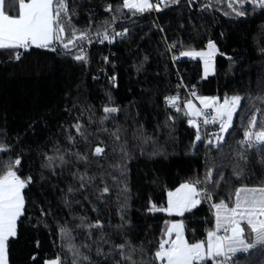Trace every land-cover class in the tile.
<instances>
[{
	"label": "trees",
	"instance_id": "trees-1",
	"mask_svg": "<svg viewBox=\"0 0 264 264\" xmlns=\"http://www.w3.org/2000/svg\"><path fill=\"white\" fill-rule=\"evenodd\" d=\"M65 3L62 40L0 49V177L13 170L31 178L17 234L8 240V264H161L155 253L171 220L182 221L189 243L206 242L209 197L232 207L237 189L264 187V146L241 142L253 114L258 127L264 119V7L250 0H157L159 10L139 12L124 0ZM6 10L16 14L18 0H6ZM121 27L127 34L110 45L79 50ZM210 41L218 53L205 75L202 57L183 53L203 52ZM186 90L194 100L241 97L223 140L215 138L217 121L205 144L197 122H189ZM171 97H178L175 105ZM97 147L104 150L99 155ZM183 183L196 186L200 204L183 215L161 210ZM233 258L232 264H264V244Z\"/></svg>",
	"mask_w": 264,
	"mask_h": 264
},
{
	"label": "snow or ice",
	"instance_id": "snow-or-ice-1",
	"mask_svg": "<svg viewBox=\"0 0 264 264\" xmlns=\"http://www.w3.org/2000/svg\"><path fill=\"white\" fill-rule=\"evenodd\" d=\"M243 4L246 0H237ZM253 4L264 7V0H250ZM125 8L136 9L144 12L158 5H152L149 0H124ZM231 7V4L229 5ZM68 6L65 0H18V15L13 16L6 10V0H0V49H29L31 46L47 48L53 40H62L64 27L60 23L62 14H67ZM243 16L244 12L237 13ZM116 35H123L117 33ZM75 39H84V34L79 38L69 40L64 47L75 46ZM104 39H108L107 35ZM208 47L214 49L215 45L209 42ZM21 53L16 52L15 59H20ZM183 55L208 56L209 53H183ZM76 60H85L84 55H78ZM208 71V61L205 60V74ZM195 95V93H193ZM202 108H196L191 101L186 107L189 114L193 117L204 115V110L213 108L216 115L211 122L220 120L221 132H226L231 125L233 115L241 103V97L233 96L223 99L219 102L215 97H199ZM178 97L168 98V103L175 105ZM116 108H105V112H116ZM195 125L196 121H189ZM210 121L204 120L207 124ZM255 116L251 118L249 124L251 128L257 126ZM261 123V130L253 133L251 130L245 132V138L249 146H264V121ZM79 131L80 126L76 125ZM197 140L201 137L199 133ZM217 140H223V136H218ZM211 143V142H209ZM2 147V146H0ZM104 150L100 147L95 149V154L99 155ZM52 158L49 157V160ZM62 159V158H61ZM16 165L20 160L15 161ZM211 173H209V177ZM31 178L23 179L17 175L16 171L9 170L6 175L0 177V264H8V240L17 234V221L24 211L25 196L24 189L30 183ZM108 191L107 188L104 189ZM196 186L190 183H183L174 192L168 193V207L161 209L169 213L176 212L183 215L185 211H190L200 204L197 199L200 196ZM236 200L234 207L229 208L227 204L221 201L214 204L216 209L215 221L216 228L223 229L224 236L217 235V232L207 233V241L189 243L184 236V225L182 222L172 223L165 233L167 239L159 242L155 257L166 264H194L195 261L204 262L205 260H214L217 257H225L226 261L235 255L238 251H247L253 247L252 244L245 242V227L250 229L255 235L256 244H264V187L240 188L235 193ZM211 198V197H209ZM99 224L97 223V225ZM63 231V230H62ZM173 235L175 238H173ZM206 244V246H205ZM121 250L124 245L118 246ZM130 259V257H125ZM47 264H60L58 260L47 262Z\"/></svg>",
	"mask_w": 264,
	"mask_h": 264
},
{
	"label": "built area",
	"instance_id": "built-area-1",
	"mask_svg": "<svg viewBox=\"0 0 264 264\" xmlns=\"http://www.w3.org/2000/svg\"><path fill=\"white\" fill-rule=\"evenodd\" d=\"M156 1L157 0H149V2L155 6L156 4ZM154 8V7H153ZM151 8V9H153ZM127 30L128 28L127 27H121V28H115V29H112V30H109L105 33H103L102 35L98 36V37H95L93 39H90V40H86L84 41L80 46H79V50H82L84 46H86L87 44L91 43V42H98V43H101L102 41H105V43L107 45H110L113 41L117 40V39H120L121 37L125 36L127 34ZM117 33H123V35H116ZM107 35L108 39H104V36ZM170 51V58L172 60V62L175 61V58H173L174 54ZM65 54L68 53V52H64ZM112 78H115L114 76ZM187 91V94H188V97L190 100L192 101H195L194 98H193V93L186 90ZM196 102V101H195ZM197 108H202L200 105L197 104ZM215 116V113L212 109H206L204 110V115L202 116H199L196 120L197 122V125L201 128L202 130V135L204 137V142L205 144L207 143V138H208V127L210 124H215L218 120H216L214 123L211 122L213 117ZM253 116L256 117L257 121H258V116L256 113L253 114ZM252 116V117H253ZM251 117V118H252ZM207 119L208 121H210L209 123L205 124L204 123V120ZM251 120V119H250ZM249 120V121H250ZM264 120V119H263ZM258 124V123H257ZM248 130H251L253 133L255 132H258L261 130V127H258L256 126L255 128H251L250 124L248 123L247 127L242 131V136H241V142L247 146L248 143L246 141V138H245V132L248 131ZM256 146H262V145H254V146H250V147H256ZM211 207L213 208V226H212V231H215L217 232V234H223L225 235V232L223 229H217L216 228V221H215V208L213 207V204L211 203V200L210 198L208 199ZM234 258L231 257L230 259H228L226 261L225 258H215L214 260L210 259L209 261V264H232Z\"/></svg>",
	"mask_w": 264,
	"mask_h": 264
},
{
	"label": "crops",
	"instance_id": "crops-1",
	"mask_svg": "<svg viewBox=\"0 0 264 264\" xmlns=\"http://www.w3.org/2000/svg\"><path fill=\"white\" fill-rule=\"evenodd\" d=\"M134 2H135V0H134ZM16 15H18V11H17V13L16 14H14L13 16H16ZM53 42H54V40H53ZM52 42V43H53ZM33 46H35V45H33ZM203 53H209L208 51H207V49H205L204 51H203ZM210 55H208V56H204V57H202V70H203V74H205V60L207 59V61H208V71H207V74H205V75H209V74H212L213 73V71H214V63H213V53L211 52V53H209ZM236 200V199H235ZM234 205H235V203H234ZM234 205L232 206V207H234ZM229 208H231V207H229ZM216 212V211H215ZM177 222H182L181 220H178V219H173V220H171L170 222H169V224H168V227L172 224V223H177ZM242 226H243V223H242ZM217 235H219V236H224L223 234H217ZM184 236H185V233H184ZM168 237L166 236V238L165 239H167ZM173 238H175L174 237V235H173ZM208 239V238H207ZM245 242L246 243H250V244H252L253 246L254 245H257L256 243H255V235L253 234V237H252V241L251 242H247L246 240H245ZM205 246H206V244H205ZM252 248V247H251ZM251 248H249L246 252H248ZM245 251H238L236 254H240V253H246ZM235 254V255H236ZM234 255H232L231 257H233ZM217 258H225V257H217ZM53 260H56V259H50V260H46L43 264H47V262H50V261H53ZM209 261H210V259L209 260H205L204 262H200V261H195L194 262V264H209ZM161 264H166V262H162L161 261Z\"/></svg>",
	"mask_w": 264,
	"mask_h": 264
},
{
	"label": "rangeland",
	"instance_id": "rangeland-1",
	"mask_svg": "<svg viewBox=\"0 0 264 264\" xmlns=\"http://www.w3.org/2000/svg\"><path fill=\"white\" fill-rule=\"evenodd\" d=\"M207 51H208L209 53H211V50H210L209 48H207ZM199 97H208V98H211V97H209V96H204V95H202V96H201V95H200V96H195V101H196V102H195V101H192V100H191V102H192V104H193L196 108H197V104L200 105L201 107H203L202 104L200 103V100L198 99ZM231 97H233V96H231ZM225 98H226V97H225ZM228 98H230V97H228ZM223 99H224V98H223ZM223 99L219 100V102H220V103H223ZM189 101H190V100H189ZM189 101H188V102H189ZM187 109H188V108H187ZM209 109H212V110L214 111V113H215V110H214L213 108H209ZM188 113H189V110H188ZM215 115H216V113H215ZM233 116H234V115H233ZM192 117H193V116H192ZM194 118H196V117H193L192 120H194ZM232 119H233V118H232ZM218 121H219L220 124H221V121H220V120H218ZM262 121H264V120H262ZM262 121H261V122H262ZM260 126H261V125H260ZM225 133H226V132H221V128H220V132H219V134H217V136H216L215 138L217 139L218 136H223V137H224ZM179 187H180V186H179ZM179 187H177V188H179ZM177 188H175V189H173V190H171V191H169V192H174ZM248 188H253V187H248ZM169 192H168V193H169ZM172 213H176V212H172Z\"/></svg>",
	"mask_w": 264,
	"mask_h": 264
},
{
	"label": "water",
	"instance_id": "water-1",
	"mask_svg": "<svg viewBox=\"0 0 264 264\" xmlns=\"http://www.w3.org/2000/svg\"><path fill=\"white\" fill-rule=\"evenodd\" d=\"M211 43H213L212 41H210ZM214 44V43H213ZM208 45H209V42H208V44H207V48H209L208 47ZM215 45V44H214ZM210 49V48H209ZM211 50V52L213 53V55L214 54H216V53H218V48L215 46V48L214 49H210Z\"/></svg>",
	"mask_w": 264,
	"mask_h": 264
}]
</instances>
